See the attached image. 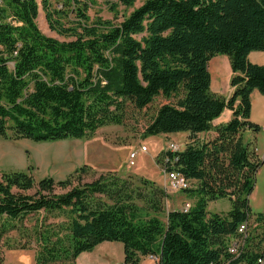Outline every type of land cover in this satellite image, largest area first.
<instances>
[{
	"label": "trees",
	"instance_id": "16d2710c",
	"mask_svg": "<svg viewBox=\"0 0 264 264\" xmlns=\"http://www.w3.org/2000/svg\"><path fill=\"white\" fill-rule=\"evenodd\" d=\"M119 1L130 6L135 0ZM41 2L50 18L48 0ZM37 14V0H0V137L88 138L102 126L122 124L128 103L143 109L162 96L169 101L144 134L187 131L193 141L174 166L197 184L185 189L194 198L191 207L169 210L163 222L158 214L168 194L146 178L106 172L84 181L87 165L62 180L2 172L0 239L44 212L43 222L64 217V233L49 230L51 222L36 229L35 264H75L80 253L105 241L122 243L124 264L150 255L158 264H264L263 213L255 215L258 228L242 253L226 252L227 236L250 214L260 165L242 133L261 129L249 115L253 90L264 94V64L247 56L264 51V0H145L117 25H83L63 42L39 31ZM78 14L84 17L81 8ZM50 20L59 33L71 31ZM218 54L229 58V97L210 89L208 62ZM226 108L230 119L213 125ZM209 131L211 140L198 139ZM224 197L228 211L207 210L209 201Z\"/></svg>",
	"mask_w": 264,
	"mask_h": 264
},
{
	"label": "rangeland",
	"instance_id": "374dc122",
	"mask_svg": "<svg viewBox=\"0 0 264 264\" xmlns=\"http://www.w3.org/2000/svg\"><path fill=\"white\" fill-rule=\"evenodd\" d=\"M144 1L135 0L132 5L126 6L119 0H48L51 12L49 18L41 0H37L38 14L35 23L42 34L60 42L69 41L76 38L72 32H82L83 25L94 27L98 25L101 30L110 25H117ZM78 8L82 9L84 17L79 16ZM49 20L51 24L60 23L61 28L66 30L71 28V31L59 33L52 29ZM140 36L137 35V38ZM168 101L162 96H157L143 109H137L128 103L122 124L102 126L88 138L37 142L26 138L12 139L10 135L7 138L0 137V175L2 172L24 171L30 173L35 182L44 177L62 180L76 168L87 165L89 169L83 178L84 181L94 180L101 173L114 172L122 177L146 178L166 189L165 175L160 165L165 155L173 157L172 153L165 151L167 144L176 142L181 151L185 145L193 141L186 135L187 131L144 134L146 126L158 107ZM212 136L207 132L197 137L199 140H211ZM242 138L260 162L252 176V191L248 196L250 214L253 217L259 213L264 214V128L259 131L247 129L242 133ZM141 145L146 147V151H140ZM131 152H135V157L132 159L129 158ZM178 152L174 154L176 157ZM172 167L175 168L174 164ZM189 181V189H193L197 183L195 180ZM58 191L60 192L59 189ZM166 192L168 199L165 201L164 211L158 214L163 222L169 210H181L186 204H189V208L194 202V198L186 190ZM230 208L231 201L228 197L218 198L207 204L209 212H226ZM44 214L40 212L26 217L21 222L19 230H11L0 239V250L3 256L0 264H34V249L37 246L36 229L41 224L44 226L43 231L51 222L52 228L49 230L64 233L59 228V224L64 221L63 216L50 215L47 217L48 220L43 222ZM144 215L145 213L142 212L141 216L144 217ZM103 243L107 245V248L100 247L96 249L95 254L107 255V264H124L122 243L115 241ZM14 246H25L29 249H13ZM141 264L155 263L143 260Z\"/></svg>",
	"mask_w": 264,
	"mask_h": 264
},
{
	"label": "crops",
	"instance_id": "0c3cea01",
	"mask_svg": "<svg viewBox=\"0 0 264 264\" xmlns=\"http://www.w3.org/2000/svg\"><path fill=\"white\" fill-rule=\"evenodd\" d=\"M247 58L250 63L263 65L264 51H251L249 52ZM208 70L210 73L211 91L214 92L215 94L229 97L232 93V87L230 86V77L232 71L230 67L229 58L223 54H218L213 56L208 62ZM231 115H232V111L230 109L227 108L224 109L221 115L213 120V125H219L225 123L230 119ZM249 119L252 122L258 124L261 127V129L264 128V94H261L257 90H253V92L251 93V111H250ZM209 133L214 135L213 131H209ZM100 247H105L106 249L107 245H105L102 242L96 245L93 248V250L80 253L75 259V264H107V255L100 256L95 254L96 249ZM13 249L21 250V249H29V248L14 246ZM143 260L158 264L157 260L150 256L142 257L139 264H141ZM122 262H124V257L122 258ZM34 264H35V258H34Z\"/></svg>",
	"mask_w": 264,
	"mask_h": 264
},
{
	"label": "built area",
	"instance_id": "2783aa9c",
	"mask_svg": "<svg viewBox=\"0 0 264 264\" xmlns=\"http://www.w3.org/2000/svg\"><path fill=\"white\" fill-rule=\"evenodd\" d=\"M165 151L173 154V157H169L165 155L162 159L160 168L164 172L165 182H166V191L168 192H176L179 190H185L190 187V181L185 176H183L180 172H178L172 165L176 160V156L174 155L179 151V144L176 142H170L167 144ZM140 151H146V147L144 145L140 146ZM135 157V152H131L129 154V158L132 159ZM132 163V161H131ZM192 205V204H191ZM189 204H186L182 211L186 212ZM254 218V219H253ZM258 228V222H256V216L248 215L247 218L239 224L236 229V232L227 236L226 242V252L234 257H237L245 247L246 240L249 237V233L252 232L253 229ZM150 257L157 260V257L154 255H150ZM158 261V260H157ZM263 263V260L258 259L256 263ZM228 264V263H225Z\"/></svg>",
	"mask_w": 264,
	"mask_h": 264
}]
</instances>
